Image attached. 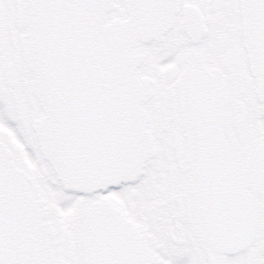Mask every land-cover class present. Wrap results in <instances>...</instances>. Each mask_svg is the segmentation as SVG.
Here are the masks:
<instances>
[{"label": "snow or ice", "instance_id": "6c2138e0", "mask_svg": "<svg viewBox=\"0 0 264 264\" xmlns=\"http://www.w3.org/2000/svg\"><path fill=\"white\" fill-rule=\"evenodd\" d=\"M0 264H264V0H0Z\"/></svg>", "mask_w": 264, "mask_h": 264}]
</instances>
